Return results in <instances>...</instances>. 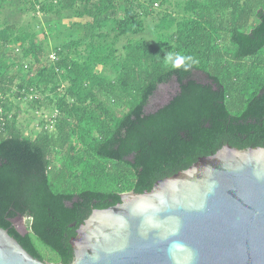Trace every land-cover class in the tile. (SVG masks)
Instances as JSON below:
<instances>
[{"label": "trees", "instance_id": "trees-1", "mask_svg": "<svg viewBox=\"0 0 264 264\" xmlns=\"http://www.w3.org/2000/svg\"><path fill=\"white\" fill-rule=\"evenodd\" d=\"M169 2L0 0V226L35 257L70 263L93 209L226 143L264 146V0L156 7ZM167 52L193 67L172 69ZM173 78L177 92L147 111ZM13 96L50 113L35 136Z\"/></svg>", "mask_w": 264, "mask_h": 264}, {"label": "water", "instance_id": "water-1", "mask_svg": "<svg viewBox=\"0 0 264 264\" xmlns=\"http://www.w3.org/2000/svg\"><path fill=\"white\" fill-rule=\"evenodd\" d=\"M176 240L187 248L173 260ZM70 242L67 264H264V146L226 143L151 190L122 192L93 209ZM0 264L66 263L35 257L0 226Z\"/></svg>", "mask_w": 264, "mask_h": 264}, {"label": "rangeland", "instance_id": "rangeland-1", "mask_svg": "<svg viewBox=\"0 0 264 264\" xmlns=\"http://www.w3.org/2000/svg\"><path fill=\"white\" fill-rule=\"evenodd\" d=\"M178 1L179 0H171V2L166 3L164 6L157 5L156 7L162 8V9H165V7H167L170 10H175L177 14L178 8L176 7V3ZM40 37L43 38V35H41ZM147 37L149 36L147 35ZM10 71L12 72V74H16L15 69L12 68ZM196 77L202 80H205L206 78L205 75L200 71L196 73ZM18 81L19 79L16 80V82ZM178 86H179V83L176 78H173L167 83L160 84L155 94L153 95L151 102L146 107V110L153 111L157 109L159 106H161L162 104L168 102L169 99L177 92ZM13 100L16 103L15 107L13 108V112H20L19 122L22 125L23 130L27 134H30V135L32 134L33 136H35V134L40 130V127H41L40 119L49 118L50 113L47 112L43 114L42 116H40V118H38L39 114L37 110L32 108L29 105L28 101H26V99H20V98H16L13 96ZM14 222L21 231H25V230L28 231V218L27 217L19 215L14 219ZM41 246L44 248V250H49L43 244H41Z\"/></svg>", "mask_w": 264, "mask_h": 264}, {"label": "clouds", "instance_id": "clouds-1", "mask_svg": "<svg viewBox=\"0 0 264 264\" xmlns=\"http://www.w3.org/2000/svg\"><path fill=\"white\" fill-rule=\"evenodd\" d=\"M165 60L168 65L172 69H183L184 71H189L194 64V58L192 56H184L180 55L178 53H172V52H167ZM187 248V245L183 244L181 241H173L172 244L169 246V252L170 256L173 260H176L177 257L174 254L173 250L176 251H182Z\"/></svg>", "mask_w": 264, "mask_h": 264}, {"label": "built area", "instance_id": "built-area-1", "mask_svg": "<svg viewBox=\"0 0 264 264\" xmlns=\"http://www.w3.org/2000/svg\"><path fill=\"white\" fill-rule=\"evenodd\" d=\"M50 57H51L52 59H58V58H57V54H56V52H52V53L50 54ZM50 126H51V128H54V125H53V124H51Z\"/></svg>", "mask_w": 264, "mask_h": 264}]
</instances>
